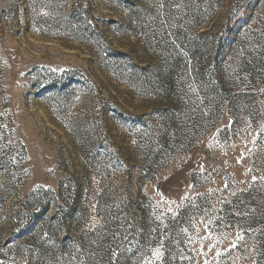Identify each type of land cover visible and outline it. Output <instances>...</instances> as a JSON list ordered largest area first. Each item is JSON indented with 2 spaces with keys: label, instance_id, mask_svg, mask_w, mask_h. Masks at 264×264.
Segmentation results:
<instances>
[{
  "label": "rangeland",
  "instance_id": "obj_1",
  "mask_svg": "<svg viewBox=\"0 0 264 264\" xmlns=\"http://www.w3.org/2000/svg\"><path fill=\"white\" fill-rule=\"evenodd\" d=\"M0 264H264V0H0Z\"/></svg>",
  "mask_w": 264,
  "mask_h": 264
},
{
  "label": "trees",
  "instance_id": "obj_2",
  "mask_svg": "<svg viewBox=\"0 0 264 264\" xmlns=\"http://www.w3.org/2000/svg\"><path fill=\"white\" fill-rule=\"evenodd\" d=\"M151 178H152V176L149 177V179H151ZM133 227H134V234L139 233L140 225L138 224V222H136V224H135ZM132 230H133V229H132ZM132 230H131V231H132ZM152 234H153V231H152ZM152 234H151V235H152ZM151 235H148L147 239H150V236H151ZM138 236H140V235H134V238L137 239ZM135 253H136V252H135ZM136 254H137V253H136ZM126 255H127L126 252H124V253H122V256H121V257H122V258H125Z\"/></svg>",
  "mask_w": 264,
  "mask_h": 264
}]
</instances>
